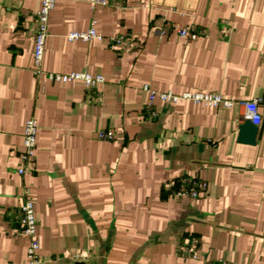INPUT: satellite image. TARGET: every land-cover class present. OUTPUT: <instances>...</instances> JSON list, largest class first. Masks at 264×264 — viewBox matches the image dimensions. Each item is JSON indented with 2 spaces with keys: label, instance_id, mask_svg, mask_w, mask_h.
I'll list each match as a JSON object with an SVG mask.
<instances>
[{
  "label": "crops",
  "instance_id": "1",
  "mask_svg": "<svg viewBox=\"0 0 264 264\" xmlns=\"http://www.w3.org/2000/svg\"><path fill=\"white\" fill-rule=\"evenodd\" d=\"M40 6L0 0V264H28L29 236L12 217L25 187L47 264H264V0H57L42 67L101 76L92 90L35 73ZM161 19L207 33L161 36ZM93 21L103 39L67 38ZM146 87L235 104L152 101ZM252 99L263 116L255 144L239 140L250 119L241 102ZM31 117L36 157L21 175ZM100 129L115 139H99ZM181 176L205 180L206 195H171L166 184ZM193 237L197 260L178 253Z\"/></svg>",
  "mask_w": 264,
  "mask_h": 264
},
{
  "label": "built area",
  "instance_id": "2",
  "mask_svg": "<svg viewBox=\"0 0 264 264\" xmlns=\"http://www.w3.org/2000/svg\"><path fill=\"white\" fill-rule=\"evenodd\" d=\"M57 0H41V6L35 13L36 25L34 28L35 46H34V64L35 73L38 75H45L48 79L62 82H71L83 80L86 88L92 90L103 81L101 76H94L81 71H72L69 73H55L44 71L42 65L45 55L46 40L49 36V20L53 9L55 8ZM93 5H114L120 4L121 0H91ZM157 31L161 36L167 33L175 32L179 37L187 40H197L207 33V29L197 25L189 24L184 27H175L171 22L161 19L157 23ZM226 25L221 29L223 36L230 33ZM70 41L83 40L89 41L94 38L103 39V35L99 33L93 25L87 31H72L67 35ZM112 42L116 45L122 43V39H113ZM147 88V87H146ZM149 89V88H147ZM150 97L153 101L156 97L164 103H177L181 100H190L195 103H201L213 107H232L235 101L229 99L219 93H208L202 91H185L183 93H175L173 91H156L151 90ZM245 107L247 115L252 122L260 126L263 122V116L260 112L258 99L246 100L241 102ZM149 113L157 116L155 109H149ZM39 131V123L36 118H29L24 126L23 143L24 149L20 154L21 165L18 167L19 174H25L34 167L35 153L37 147V135ZM97 137L103 140H113L116 137L112 129H100L97 131ZM168 192L179 198L190 197L198 198L206 195L208 190V183L202 178L195 176H181L173 179L166 184ZM24 201L22 205L12 213L13 220L18 222L21 231L29 236V244L27 249L28 264H47V260L40 255V243L37 238L38 221L35 215L34 201L30 195V189L24 188ZM201 240L198 237H193L190 241L184 242L178 246V253L180 256L189 259H198L197 249ZM210 264H232L225 260L213 261Z\"/></svg>",
  "mask_w": 264,
  "mask_h": 264
},
{
  "label": "water",
  "instance_id": "3",
  "mask_svg": "<svg viewBox=\"0 0 264 264\" xmlns=\"http://www.w3.org/2000/svg\"><path fill=\"white\" fill-rule=\"evenodd\" d=\"M260 133V126L247 119L240 126L239 140L245 143L255 144Z\"/></svg>",
  "mask_w": 264,
  "mask_h": 264
}]
</instances>
